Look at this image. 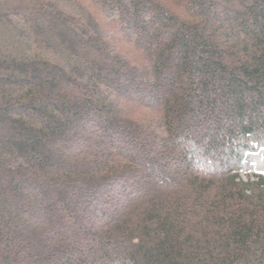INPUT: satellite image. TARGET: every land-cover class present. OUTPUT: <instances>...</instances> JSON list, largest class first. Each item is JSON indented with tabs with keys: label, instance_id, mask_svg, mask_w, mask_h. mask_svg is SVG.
<instances>
[{
	"label": "trees",
	"instance_id": "16d2710c",
	"mask_svg": "<svg viewBox=\"0 0 264 264\" xmlns=\"http://www.w3.org/2000/svg\"><path fill=\"white\" fill-rule=\"evenodd\" d=\"M260 150L264 0H0V264H264Z\"/></svg>",
	"mask_w": 264,
	"mask_h": 264
},
{
	"label": "rangeland",
	"instance_id": "374dc122",
	"mask_svg": "<svg viewBox=\"0 0 264 264\" xmlns=\"http://www.w3.org/2000/svg\"><path fill=\"white\" fill-rule=\"evenodd\" d=\"M263 150L258 151L257 153L254 154H248L247 156L251 157L254 160V166L257 170L262 171L264 169V160H263ZM243 178L245 179V176L243 175ZM117 192L113 193L114 195L112 196V200H115L117 198H121L122 195H120L121 197H118V194H116Z\"/></svg>",
	"mask_w": 264,
	"mask_h": 264
}]
</instances>
